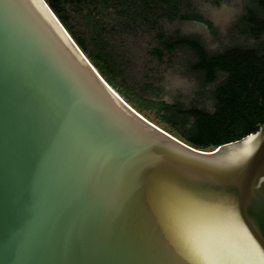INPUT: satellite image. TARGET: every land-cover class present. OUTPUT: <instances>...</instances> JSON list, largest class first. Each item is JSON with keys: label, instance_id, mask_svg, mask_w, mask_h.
Wrapping results in <instances>:
<instances>
[{"label": "water", "instance_id": "water-1", "mask_svg": "<svg viewBox=\"0 0 264 264\" xmlns=\"http://www.w3.org/2000/svg\"><path fill=\"white\" fill-rule=\"evenodd\" d=\"M0 264H264V123L195 147L46 0H0Z\"/></svg>", "mask_w": 264, "mask_h": 264}, {"label": "trees", "instance_id": "trees-1", "mask_svg": "<svg viewBox=\"0 0 264 264\" xmlns=\"http://www.w3.org/2000/svg\"><path fill=\"white\" fill-rule=\"evenodd\" d=\"M46 2L109 84L128 102L155 106L189 144L213 148L264 123V0H242L241 11L227 27L229 42L217 49L208 48L199 33L162 28V19L197 20L219 38L218 28L191 7V0ZM140 32L151 34L146 44L151 58L194 79L189 97L153 98L149 85L131 78L126 50ZM129 37L134 40L127 45Z\"/></svg>", "mask_w": 264, "mask_h": 264}, {"label": "rangeland", "instance_id": "rangeland-1", "mask_svg": "<svg viewBox=\"0 0 264 264\" xmlns=\"http://www.w3.org/2000/svg\"><path fill=\"white\" fill-rule=\"evenodd\" d=\"M191 7L202 13L206 18L213 22L220 33L219 38L214 36L209 27L197 20H160L162 28L166 30L180 29L182 32H196L202 35L205 44L210 49L221 48L229 42L227 27L236 15L241 11L242 0H191ZM151 37L148 32H140L136 36L137 41L128 46L127 53L132 60L129 69L131 78L141 80L142 83L149 85L148 95L153 98L172 100L176 96L187 98L194 89V79L183 74L180 68L174 65L158 62L146 53L147 40ZM134 40L129 37L125 41L128 45ZM116 89V88H115ZM122 95V94H121ZM123 96V95H122ZM124 97V96H123ZM129 103L139 110L144 116L165 128L171 133L180 137L177 130L166 120L161 118L155 106L140 107L134 101Z\"/></svg>", "mask_w": 264, "mask_h": 264}]
</instances>
